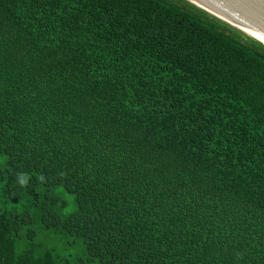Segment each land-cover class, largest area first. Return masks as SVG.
<instances>
[{"label":"trees","instance_id":"16d2710c","mask_svg":"<svg viewBox=\"0 0 264 264\" xmlns=\"http://www.w3.org/2000/svg\"><path fill=\"white\" fill-rule=\"evenodd\" d=\"M0 264H264V46L185 0H0Z\"/></svg>","mask_w":264,"mask_h":264},{"label":"water","instance_id":"95a60500","mask_svg":"<svg viewBox=\"0 0 264 264\" xmlns=\"http://www.w3.org/2000/svg\"><path fill=\"white\" fill-rule=\"evenodd\" d=\"M185 1L204 11L209 16L243 33L247 37L251 38L236 27L241 28L264 42V0ZM229 23L236 27L231 26ZM251 39L254 40L253 38ZM261 45L264 46L263 44Z\"/></svg>","mask_w":264,"mask_h":264},{"label":"bare ground","instance_id":"6f19581e","mask_svg":"<svg viewBox=\"0 0 264 264\" xmlns=\"http://www.w3.org/2000/svg\"><path fill=\"white\" fill-rule=\"evenodd\" d=\"M229 24H230V23H229ZM230 25L233 26V27H236V26H234V25H232V24H230ZM236 28H238L239 30L243 31L245 34L249 35V36H250L251 38H253L255 41H257V42H259V43H261V44L264 45V42H263L262 40H260V39H258L257 37H255V36L249 34L248 32L242 30V29L239 28V27H236Z\"/></svg>","mask_w":264,"mask_h":264},{"label":"clouds","instance_id":"9594fccd","mask_svg":"<svg viewBox=\"0 0 264 264\" xmlns=\"http://www.w3.org/2000/svg\"><path fill=\"white\" fill-rule=\"evenodd\" d=\"M40 179L43 180V179H44L43 176H41ZM20 182H21V184H24V183H26L27 181H26V179H25L23 176H21V177H20Z\"/></svg>","mask_w":264,"mask_h":264}]
</instances>
